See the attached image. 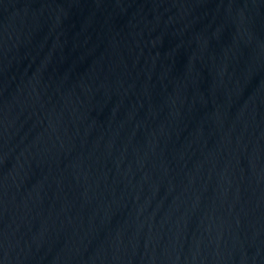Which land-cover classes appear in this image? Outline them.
I'll list each match as a JSON object with an SVG mask.
<instances>
[{"label":"water","instance_id":"1","mask_svg":"<svg viewBox=\"0 0 264 264\" xmlns=\"http://www.w3.org/2000/svg\"><path fill=\"white\" fill-rule=\"evenodd\" d=\"M0 264H264V0H0Z\"/></svg>","mask_w":264,"mask_h":264}]
</instances>
